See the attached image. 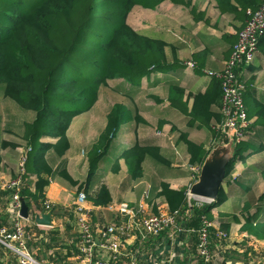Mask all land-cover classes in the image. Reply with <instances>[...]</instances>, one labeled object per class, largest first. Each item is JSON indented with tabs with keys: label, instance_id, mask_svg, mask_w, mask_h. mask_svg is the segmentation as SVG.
<instances>
[{
	"label": "trees",
	"instance_id": "obj_1",
	"mask_svg": "<svg viewBox=\"0 0 264 264\" xmlns=\"http://www.w3.org/2000/svg\"><path fill=\"white\" fill-rule=\"evenodd\" d=\"M162 1L164 0H122V15L116 19V0H0V93L5 99L12 100L21 110L34 113L32 120L20 122L21 130L18 127L20 131L14 134V138L21 139L25 144L23 150L26 159L19 195L29 209L32 205L38 208L44 203V189L53 174L47 154L53 153L58 157L65 154L69 148L67 130L71 120L82 109L91 108L99 87L105 85L107 80L122 79L125 95L130 96V92L139 94L142 92L139 87L143 78L156 74L168 64L164 40L140 35L125 22L131 7L154 8ZM170 1L176 5H189L185 0ZM229 2L230 0L218 1L221 12L230 10ZM237 2L240 7L238 13L243 16L242 23L225 62L233 51L238 34L248 21L246 11H257L264 0ZM88 41L91 49L85 45ZM257 58H264V33L258 38V52L253 62L241 67L240 71L244 69V75L249 73ZM192 62L194 69L212 78L211 83L205 92L190 96V107L188 100H182L184 90L178 85H171L170 105L185 116L188 125L197 124V129H205L214 141H219L216 136L219 134L217 125L222 118V89L215 75L221 73L224 67L220 71H211L197 68L196 63ZM250 78L251 76L249 79L239 76L244 85L243 102L248 125L242 141L235 146V156L229 162L224 177L226 183L243 192L236 200L238 206H235V209L240 207L239 204H244V211H248L255 201L252 195L255 182H246L234 173V165L237 163L236 159L241 158L244 161L250 155L238 157L241 155V146L248 144L249 149L257 153L263 150L264 144V94L255 97L250 92ZM129 118L130 111L122 104H116L110 109L104 131L88 155V179L93 175L97 160L107 149L117 127ZM168 121L163 119L159 124ZM174 127L173 125L172 131L175 130ZM181 138L187 146L188 166L202 164L208 154L204 146L189 141L183 134ZM256 140H259L258 146ZM17 146L9 141L1 143L2 148L14 149ZM145 157H150L165 167L171 166V161L153 145L133 146L116 157L112 166L114 171H118L119 160L123 159L135 175ZM17 176L18 170L13 179ZM30 176L35 178L32 190L27 186L31 183L28 182ZM64 177L66 178V175ZM73 185L78 183L73 182ZM82 188L83 185L79 184L77 193L84 192ZM160 188L159 196L164 198L170 212L186 207V188L175 190L167 183H162ZM6 194L10 196L12 191H6ZM86 200L95 206H107L111 202V196L107 186L100 184L94 193L86 196ZM225 200L226 194L220 188L213 202L201 207L193 206L191 217L185 226L197 231L201 228L203 220L211 222L213 226L214 222H217L219 230L228 235L229 226L224 219L225 213H220L217 220H214L212 214V210L218 209ZM44 210L43 206L41 211ZM50 210L55 214L54 208ZM237 219L236 215L232 217V220ZM255 219L257 215L248 216L242 230L264 238V222L253 223ZM192 237L195 249L197 238L195 234ZM182 263L184 264V261Z\"/></svg>",
	"mask_w": 264,
	"mask_h": 264
},
{
	"label": "crops",
	"instance_id": "obj_2",
	"mask_svg": "<svg viewBox=\"0 0 264 264\" xmlns=\"http://www.w3.org/2000/svg\"><path fill=\"white\" fill-rule=\"evenodd\" d=\"M185 1L189 5H176L170 0H164L162 1L164 4L163 9L160 10L167 18H172L173 21H181L182 24L179 28L182 30L180 34L183 37L176 38L166 29L153 27L144 29L141 32L137 31L140 35L160 38L166 42L165 55L168 64L156 74L143 78L139 87L142 92L139 94L130 92L133 96L125 95L123 93L124 87L121 84L122 80L114 84V89L118 91L122 99L128 100L127 103L117 102L114 105L122 104L127 107L130 111V118L127 122L121 124L120 133L117 130L115 131L107 149L99 156L93 175L88 179V155L92 146L104 131L107 115L114 105L106 113L104 124L96 135L89 137L86 133H83L81 136L75 137V123L73 120L76 117L72 119L67 130L69 148L65 154L60 157L53 153L47 154L53 174L49 178L48 186L44 189V201L55 209V214L51 211L55 226L53 228L38 226L34 221H31L33 220V217H31L27 231L32 236L28 244L32 241L37 242L42 248L41 254L44 252V257L46 256L48 263L81 264L78 260L77 231L72 208L79 184L83 185L82 189L86 196L94 193L100 184H105L111 196V202L107 206H95L90 201L86 202V208L94 230L122 220L118 212L109 209V206L112 205L127 203L135 209L141 206L144 214L154 213L159 207L167 206L164 198L159 196L162 183L169 184L170 188L175 190L184 189L187 182L189 183L191 172L186 166L189 165V154L184 140L180 139L181 134L187 136V139L191 142L201 143L208 152L216 142L205 129H197V124L188 125L185 116L171 107L169 87L171 85L180 86L184 90L182 100H188L190 107L192 103L190 96L198 92H205L212 78L198 69L188 68L186 63L194 61L197 68L201 67L211 71L222 70L236 33L241 28L243 16L238 13L240 7L237 0H230L228 3L230 10L226 9L224 12H221L218 6L219 0H205V3L209 6L208 9L202 8L203 0ZM240 75L242 78L248 79L251 76L249 81L250 92L255 97L264 94V58H257L254 68L245 75L243 69L240 71ZM148 102L153 105H148ZM138 112L156 116L158 123L163 119L169 121L162 125L159 124L157 126L158 131L147 130L151 124L137 118ZM128 122H130L128 126H123ZM173 125L175 126L174 131H172ZM1 129L0 182H6L15 177L20 157L24 153L25 144L17 137L10 138L11 135L14 137V134L20 131L19 128L18 132H14L4 124ZM163 130H167V133L170 134V141L163 135ZM5 134L8 137H5ZM3 141L13 142L18 146L14 149L10 147L2 148L1 143ZM135 145L158 147L160 153L171 161V166L165 167L150 157H145L139 172L137 171L134 175L131 173L130 165L120 159L118 171H114L111 160L114 162L116 157ZM256 145H259V140H256ZM247 151L246 155L250 154L249 157L244 161L240 158L235 163L234 173L246 182L254 180L252 195L255 201L249 206L248 211L242 210L244 204H239L240 207L235 209V206H238L236 200L240 198L243 192L226 182L222 184L221 188L226 194V200L218 209H214L216 215H213V217L217 220L220 213H225L224 219L229 226L227 235L229 238L223 243L225 253L214 252L216 256L219 257L221 254V257H223L216 264H264V238H258L242 230L246 218L250 215H257V219L253 220V223L264 222V144L261 152L254 153L252 149ZM16 161L18 164H15ZM64 175H66V178ZM94 177H97V182ZM28 180L31 183H28L27 186L32 190L35 178L30 176ZM73 182H77L78 185H73ZM9 202L10 196L6 194V190L0 189L1 227L10 226L11 219L6 210ZM42 207L43 204L41 203L38 208L32 205L31 209H28L31 213H41ZM44 212L46 211L44 210ZM234 215L237 216V220H232ZM29 216L32 215L29 213ZM216 228L219 230L218 223L214 222L212 230H216L217 233ZM189 242L190 246L194 248L192 239ZM41 248L38 247L37 250L39 251ZM180 248L176 243L170 244L164 235L148 237L145 240L140 238L128 239L125 243V249L136 254L137 264H161L162 261L165 264L176 263ZM107 253L102 252V256L108 261V264H115L113 259H109ZM40 255L37 254L38 257ZM215 260L218 261L219 259ZM119 263L118 260L116 264ZM0 264H16L14 257L2 246H0Z\"/></svg>",
	"mask_w": 264,
	"mask_h": 264
},
{
	"label": "built area",
	"instance_id": "obj_3",
	"mask_svg": "<svg viewBox=\"0 0 264 264\" xmlns=\"http://www.w3.org/2000/svg\"><path fill=\"white\" fill-rule=\"evenodd\" d=\"M246 15L248 16V21L238 34V40L229 59L224 64L223 71L215 75L219 79L222 89L220 103L222 118L217 125V131L220 135H229V137L234 138L237 144L242 141L248 125L243 102L244 85L239 79L240 68L251 64L255 54L258 52V38L264 33V3L255 12L246 11ZM186 65L188 68L194 67L192 61L187 62ZM25 159V153H23L19 160L16 179L0 182L1 190L12 191L10 202L6 209L11 222L9 227H0V246L4 247L14 257L16 264H45L33 254L28 244L32 236L28 233L27 227L33 220L30 219L31 217L23 219L19 215L21 204L19 191L23 184L21 176L24 173ZM201 166L202 164L189 167L192 177L196 178L199 175ZM186 195H188V199L192 197L193 199L206 200L192 196L189 191H187ZM206 201L213 202L210 200ZM86 202L85 193L80 191L76 194L72 206L77 231L76 247L78 260H80L81 264H108V261L102 256V252H108L109 259H113L115 264L118 260L119 264L128 262L137 264L136 254L125 249L126 240L137 238L145 240L148 237L164 235L170 244L176 243L178 247H181L184 245L183 241L186 238H189L187 239L189 241L192 239L193 232L196 233L197 238L195 247L197 256L202 257L206 262L208 261V231L213 224L203 220L199 230L186 229L184 220H188L191 217L190 212L193 205L188 204V209L184 215L186 218L182 217L180 210L170 212L167 206L159 207L154 213L144 214L141 206L135 209L127 203L112 205L109 206V209L118 212L122 220L94 230L86 208ZM194 205L198 207L199 204ZM43 206L45 211H51V206L48 202L44 201ZM218 233L221 236H227L221 231ZM187 240L186 242L189 243ZM161 264H165V262L162 261Z\"/></svg>",
	"mask_w": 264,
	"mask_h": 264
},
{
	"label": "rangeland",
	"instance_id": "obj_4",
	"mask_svg": "<svg viewBox=\"0 0 264 264\" xmlns=\"http://www.w3.org/2000/svg\"><path fill=\"white\" fill-rule=\"evenodd\" d=\"M116 1H117V3H116V6L114 8V15L116 16V19H117L122 15V0H116ZM163 5L164 4L161 2L158 4V6L156 5L157 7L155 6L156 8L154 7L152 9H148V10L137 7V6H133L129 10V12H127L125 22L136 33H137V31L141 32L144 29H149V28L153 27V28H157V29H166L172 35H174L176 38L183 37V35L180 34V32L182 30H181V28H179V27H181V24H182L181 21H173L172 18H167L166 16H164L160 11L163 9ZM202 8H205V9L209 8L208 4L205 3V0H203ZM85 45L87 48L91 49V44L89 41L86 42ZM121 80L122 79L107 80L105 85H102L99 87L98 92H97L96 97H95V100H94L91 108L82 109L81 112L78 113V115L74 116L73 119H75L77 117L75 120H73L75 123V131H74L75 137H79L83 133H86V135L89 137L96 135L97 132L100 130V128H102V126L104 124V117H105L106 113L108 112V110L117 102H124V103L128 102V100L125 101L124 99H122V97L118 93V91H116L114 89L115 88L114 84L121 82ZM151 93H153L155 95H160L159 93H156V92H151ZM0 95H1V93H0ZM148 105H153V104L148 102ZM33 117H34V113L32 111L31 112L23 111L12 100H7V99H5V96H1L0 97V139L2 138V135H1L2 129L1 128L4 127V124H6L7 128L13 130L14 132H18V126L20 127V130H21L20 122H22L24 120L30 121V120H32ZM137 118L143 119L147 123L151 124V126L148 127L147 130L152 129L153 131H158L157 126L159 125V123L157 122L156 116L146 115L142 112H138ZM129 123L130 122H128L127 124H124L123 126H128ZM121 128H122L121 125L119 127H117L116 130L118 133H120ZM166 129H168V128H166ZM82 130L85 132H83ZM162 133H163V135L166 136V139L168 141H170L171 136H170V134L167 133V130L166 131L163 130ZM5 137H8V135L5 134ZM216 137L219 141L218 142L216 141L214 144L219 143V145H221V144L227 145V144H229L230 141H232V144L234 147L237 145L236 140L234 138L229 137V135L223 136L222 134L221 135L217 134ZM10 138H14V137L11 135ZM41 140H43V139H41ZM172 143H173V139H172ZM249 148L250 147L248 144L241 146V149L239 152V155L240 154L241 155L238 157L244 156L248 152L247 150ZM234 156L235 155L233 154V157ZM234 161H235V159H234ZM236 161H238V160L236 159ZM112 163H113V160H111V164ZM15 164H18V162L16 161ZM186 166H188V165H186ZM189 167L190 166H188V169H189ZM94 180H96V182H97V177H94ZM195 181H196V178L195 179L192 178V172H191V177L189 176V183L187 182V184L185 186L187 191H189L191 185ZM223 183H225V181H223ZM188 204L193 205V206H194V204H199L198 207H201V206L210 204V202H208L206 200H199L198 198L193 199L192 197H190V199H188V197H187L186 198V207L180 210L181 214L183 215L182 217H184V218H186L184 215L186 213V210L188 209L187 208ZM159 206H160V204H159ZM263 206H264V203H263ZM43 212L44 211H41V213H43ZM29 213L32 215L29 217H33L35 214H41L40 212L31 213V211ZM190 214H191V212H190ZM212 214L216 215L215 210H212ZM187 222H188V220H184V227L186 229H188L185 226ZM54 226H55V223H54ZM53 227H51V228H53ZM210 229L208 231V237H209V246H208L209 258L207 257L208 261L206 262L202 257L197 256V253L194 251L195 249H193V247L190 246V242L189 243L186 242V240L189 238H186L183 241L184 245H182L180 248L178 259L176 260L177 264H183L182 263L183 261H184V264H216L217 262L220 261V259H223V257H221V254L226 252V250H224V248H223V243L229 237L228 236H226V237L221 236L218 233L220 231V230H218V228H216L218 231L217 233H216V230L210 231ZM191 230H193V229H191ZM213 232H214V234H213ZM193 234L196 235L195 232H193L192 235ZM213 235H214V237H212ZM192 239H193V237H192ZM187 241H189V240H187ZM29 247H30L31 251L33 252V254H35L36 256H37V254L39 256L42 252V248L40 245L37 244V242L32 241V243L29 244ZM38 247L41 248L39 251L37 250ZM45 252L47 253L46 250H45ZM214 252L215 253L218 252L221 254L218 257L215 255ZM45 257H44V252H43L40 255V257H38V258L40 259V261L44 262L45 264L46 263L50 264V263H48V259ZM214 259H219V260L214 261ZM171 264H173V263H171Z\"/></svg>",
	"mask_w": 264,
	"mask_h": 264
},
{
	"label": "water",
	"instance_id": "obj_5",
	"mask_svg": "<svg viewBox=\"0 0 264 264\" xmlns=\"http://www.w3.org/2000/svg\"><path fill=\"white\" fill-rule=\"evenodd\" d=\"M234 153L235 147L232 141L227 145L214 144L203 161L200 173L196 181L191 185L189 193L195 197L214 201L223 184L226 168ZM20 203L19 215L21 218L27 219L29 209L22 197L20 198ZM33 220L38 226H54L51 211L35 214Z\"/></svg>",
	"mask_w": 264,
	"mask_h": 264
}]
</instances>
